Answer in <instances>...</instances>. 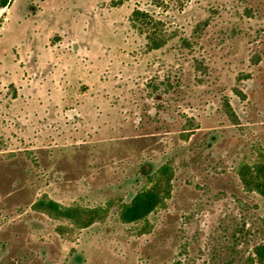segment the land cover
Segmentation results:
<instances>
[{
	"label": "rangeland",
	"instance_id": "rangeland-1",
	"mask_svg": "<svg viewBox=\"0 0 264 264\" xmlns=\"http://www.w3.org/2000/svg\"><path fill=\"white\" fill-rule=\"evenodd\" d=\"M162 22L157 50L131 22ZM229 104L235 114L231 115ZM264 0H12L0 10V264H252ZM164 165L166 205L124 223ZM103 208L88 227L38 207Z\"/></svg>",
	"mask_w": 264,
	"mask_h": 264
},
{
	"label": "trees",
	"instance_id": "trees-1",
	"mask_svg": "<svg viewBox=\"0 0 264 264\" xmlns=\"http://www.w3.org/2000/svg\"><path fill=\"white\" fill-rule=\"evenodd\" d=\"M12 0H0V10L8 7ZM156 4H162L163 0H152ZM131 22L142 34L146 36L147 47L157 50L168 43L167 34L162 28V22L155 19L149 12L136 9ZM231 115L235 116L231 106ZM244 187L248 191L257 192L264 197V163L252 167L245 166L240 171ZM150 187L140 190L129 203L120 206L119 216L124 223H139L146 220L152 213L164 207L172 195L173 170L164 165L149 179ZM38 207L56 218L73 221L81 227H88L101 219L106 212L103 208L83 209L80 207H64L49 198L40 200ZM252 264H264V246L255 250V258Z\"/></svg>",
	"mask_w": 264,
	"mask_h": 264
}]
</instances>
